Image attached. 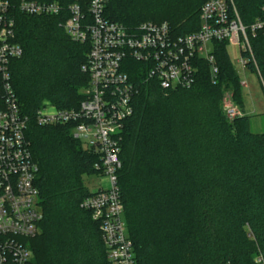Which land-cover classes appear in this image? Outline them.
<instances>
[{
  "label": "trees",
  "instance_id": "16d2710c",
  "mask_svg": "<svg viewBox=\"0 0 264 264\" xmlns=\"http://www.w3.org/2000/svg\"><path fill=\"white\" fill-rule=\"evenodd\" d=\"M9 1L16 8L21 0ZM207 1L107 0L105 16L131 28L166 21L175 36H184L199 29ZM234 2L244 25L264 18V0ZM14 17L23 54L10 62L11 84L29 116L26 137L39 167L43 211L40 232L27 240L31 264H112L99 222L80 206L93 194L88 177L102 174L99 157L70 126L35 120L45 102L79 106L90 80L83 70L90 45L73 40L60 16L15 9ZM249 37L257 67L252 60L247 66L264 82V35ZM213 47L216 77L197 57L190 88L143 81L124 122L118 183L135 264H256L255 255L264 254V132L251 131L246 113L227 115L226 91L243 111L242 85L228 42L214 41Z\"/></svg>",
  "mask_w": 264,
  "mask_h": 264
},
{
  "label": "built area",
  "instance_id": "2783aa9c",
  "mask_svg": "<svg viewBox=\"0 0 264 264\" xmlns=\"http://www.w3.org/2000/svg\"><path fill=\"white\" fill-rule=\"evenodd\" d=\"M106 4L107 0H73L67 5L21 0L14 8L9 0H0V264H31L33 251L27 239L40 232L43 219L36 185L39 167L26 137L29 116L11 84L10 62L23 54L15 41V9L29 15L60 16L73 40L90 45L83 66L90 80L79 106L62 109L45 102L35 120L38 125L70 126L73 136L99 157L97 166L109 184L93 191L80 206L99 222L112 264H135L118 181L124 122L134 113L140 83L154 79L163 89L190 88L196 80L197 57L209 62L216 77L214 41L236 44L242 53L239 64L245 68L252 60L257 67L249 35H264V18L244 25L234 0L205 2L199 29L184 36H175L166 21L126 27L105 16ZM240 83L248 85L246 80ZM224 106L229 117L241 114L230 100ZM254 262L264 264L261 251Z\"/></svg>",
  "mask_w": 264,
  "mask_h": 264
},
{
  "label": "rangeland",
  "instance_id": "374dc122",
  "mask_svg": "<svg viewBox=\"0 0 264 264\" xmlns=\"http://www.w3.org/2000/svg\"><path fill=\"white\" fill-rule=\"evenodd\" d=\"M228 53L239 74L240 81L246 80L248 83L247 86H242L241 88V94L244 100V108L243 111L241 110V113H246L251 116L250 129L252 132H264V87L260 75L258 72L251 70L248 66L243 68L239 64L238 58L242 56L239 46L230 43L228 45ZM224 95V105L226 100L235 103L234 97L229 91H226ZM108 184L107 176H92L88 177V180H86V185L91 191H96L101 187L107 188Z\"/></svg>",
  "mask_w": 264,
  "mask_h": 264
}]
</instances>
